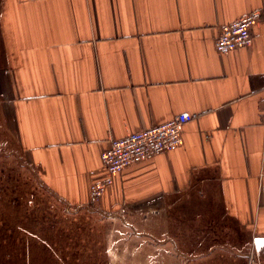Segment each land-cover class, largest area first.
<instances>
[{
  "label": "crops",
  "instance_id": "obj_1",
  "mask_svg": "<svg viewBox=\"0 0 264 264\" xmlns=\"http://www.w3.org/2000/svg\"><path fill=\"white\" fill-rule=\"evenodd\" d=\"M253 10L252 44L220 53ZM0 38L8 133L54 195L89 206L113 139L187 111L182 145L100 207L150 211V236L196 264H264V0H2Z\"/></svg>",
  "mask_w": 264,
  "mask_h": 264
},
{
  "label": "rangeland",
  "instance_id": "obj_2",
  "mask_svg": "<svg viewBox=\"0 0 264 264\" xmlns=\"http://www.w3.org/2000/svg\"><path fill=\"white\" fill-rule=\"evenodd\" d=\"M1 45L0 38V65ZM2 89L0 264H196L179 250L178 242L167 244L150 236V211L138 208L136 214H117L115 209L103 210L99 200L87 207L73 206L46 188L8 133Z\"/></svg>",
  "mask_w": 264,
  "mask_h": 264
},
{
  "label": "built area",
  "instance_id": "obj_3",
  "mask_svg": "<svg viewBox=\"0 0 264 264\" xmlns=\"http://www.w3.org/2000/svg\"><path fill=\"white\" fill-rule=\"evenodd\" d=\"M261 18L260 10H253L236 20L223 24L215 46L220 53H228L253 42L252 27ZM192 114L185 111L160 124L131 132L112 140L101 154L108 176L91 186L92 201L99 200L115 182V176L136 163L151 159L164 152L173 151L183 143L185 124Z\"/></svg>",
  "mask_w": 264,
  "mask_h": 264
}]
</instances>
